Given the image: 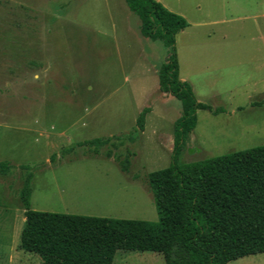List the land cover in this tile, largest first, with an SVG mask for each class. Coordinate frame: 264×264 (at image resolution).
I'll return each mask as SVG.
<instances>
[{
    "label": "rangeland",
    "instance_id": "1",
    "mask_svg": "<svg viewBox=\"0 0 264 264\" xmlns=\"http://www.w3.org/2000/svg\"><path fill=\"white\" fill-rule=\"evenodd\" d=\"M156 1L188 25L175 36L179 78L199 102L224 110L196 111L178 163L264 145V0ZM168 56L162 42L140 35L124 0H0V162L8 163L0 174V264H42L19 248L21 165L32 168L33 210L157 220L146 176L170 164L181 112L158 89ZM94 138H112L128 171L76 146ZM112 264L164 261L117 251ZM227 264H264V253Z\"/></svg>",
    "mask_w": 264,
    "mask_h": 264
},
{
    "label": "trees",
    "instance_id": "2",
    "mask_svg": "<svg viewBox=\"0 0 264 264\" xmlns=\"http://www.w3.org/2000/svg\"><path fill=\"white\" fill-rule=\"evenodd\" d=\"M124 1L139 21L140 35L168 49L169 56L157 71L158 89L181 104L173 125L171 162L146 176L157 220L33 210L32 168L21 165L25 175L19 200L25 221L19 248L38 253L42 264H112L117 251L158 253L164 264H227L264 253V145L178 163L185 139L196 126V111L217 115L224 110L199 102L190 85L179 78L175 36L188 26L186 20L156 0ZM149 112V107L141 109L136 130H144ZM111 139L94 138L76 146L114 158L127 172L129 157L114 154ZM7 172L8 163L0 162V174Z\"/></svg>",
    "mask_w": 264,
    "mask_h": 264
},
{
    "label": "crops",
    "instance_id": "3",
    "mask_svg": "<svg viewBox=\"0 0 264 264\" xmlns=\"http://www.w3.org/2000/svg\"><path fill=\"white\" fill-rule=\"evenodd\" d=\"M181 79V78H180ZM182 80V79H181Z\"/></svg>",
    "mask_w": 264,
    "mask_h": 264
}]
</instances>
